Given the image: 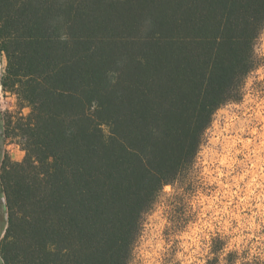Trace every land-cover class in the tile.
Returning <instances> with one entry per match:
<instances>
[{"label": "trees", "instance_id": "16d2710c", "mask_svg": "<svg viewBox=\"0 0 264 264\" xmlns=\"http://www.w3.org/2000/svg\"><path fill=\"white\" fill-rule=\"evenodd\" d=\"M263 31L264 0H0V86L29 108L6 122L1 263L130 264Z\"/></svg>", "mask_w": 264, "mask_h": 264}, {"label": "clouds", "instance_id": "9594fccd", "mask_svg": "<svg viewBox=\"0 0 264 264\" xmlns=\"http://www.w3.org/2000/svg\"><path fill=\"white\" fill-rule=\"evenodd\" d=\"M236 107L226 104L212 114L203 133L206 142L198 146L184 186L176 189L193 211L199 208L196 222L176 237L183 252L175 258L181 264H264V129L259 144L241 139V134L256 130L232 111ZM258 107L264 110V101ZM255 116L264 121L260 111ZM250 144L255 147L248 152ZM189 184L192 191L185 192ZM164 190L171 191L172 185ZM162 245L161 239L155 249ZM170 246L171 241L164 245Z\"/></svg>", "mask_w": 264, "mask_h": 264}, {"label": "rangeland", "instance_id": "374dc122", "mask_svg": "<svg viewBox=\"0 0 264 264\" xmlns=\"http://www.w3.org/2000/svg\"><path fill=\"white\" fill-rule=\"evenodd\" d=\"M256 52L262 58V62L247 76L242 98L239 101L226 104L237 105L238 107L232 109V111L241 119L247 118L249 120L248 128L254 127L256 130L255 134L246 131L241 134V139H255L256 144H259V133L264 129V121L256 117L255 113L260 111L261 115H264V110L258 107L264 101V31L256 45ZM240 105L242 107H239ZM28 111V107L18 105L15 96L4 93L0 86V171L4 163L9 161L19 162L23 159L24 150L17 138L8 136L6 122L10 116L17 115L19 112L25 115ZM205 142L206 137L203 143ZM254 147L255 145L250 144L246 151L251 152ZM21 153H23L22 156ZM260 156L264 157V153H260ZM237 159H243V157L238 155ZM188 191H192L191 184L185 189V192ZM163 194L161 201L146 217L144 228L137 240L130 264H181V261L175 258L177 252H183V249L179 248L181 241L176 237L187 229L189 223L196 222L199 208L193 211L184 200L183 195L178 198L172 197L173 187L171 191H165L163 188ZM1 200L3 201L2 194ZM205 215L207 216L208 213H205ZM5 220L6 216L4 214L0 226L4 225ZM162 221L163 224H161ZM157 233L159 234L157 235ZM161 239L164 241V245H168L171 241V246L165 248L162 245L161 249H155V244ZM153 252H155V255H153ZM0 264H2L1 260Z\"/></svg>", "mask_w": 264, "mask_h": 264}]
</instances>
